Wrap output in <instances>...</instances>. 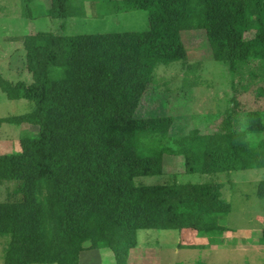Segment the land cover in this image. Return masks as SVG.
Instances as JSON below:
<instances>
[{"label": "trees", "instance_id": "1", "mask_svg": "<svg viewBox=\"0 0 264 264\" xmlns=\"http://www.w3.org/2000/svg\"><path fill=\"white\" fill-rule=\"evenodd\" d=\"M21 1L22 16L33 19V0ZM137 9L147 11L144 30L25 34L31 81L0 73L8 99L33 104L0 117V124L31 126L20 150L0 154V179L24 182L22 201L0 202V236H30L32 264H78L87 242L110 249L115 264H132L126 258L137 229L192 230L205 238L199 247L220 243L229 230L221 217L230 211L220 182L136 185L135 178L163 174L164 155L181 156L183 173L264 167V140L246 136L259 134L260 110L247 114V133L232 125L234 108L210 133L170 135L171 116H134L157 64L188 58L184 31L202 32L210 58L234 75L248 62L264 67V0H50L43 14L103 18ZM256 194L264 197V180Z\"/></svg>", "mask_w": 264, "mask_h": 264}, {"label": "rangeland", "instance_id": "2", "mask_svg": "<svg viewBox=\"0 0 264 264\" xmlns=\"http://www.w3.org/2000/svg\"><path fill=\"white\" fill-rule=\"evenodd\" d=\"M35 17L21 14V0H0V73L12 82L31 81L25 68L22 37L36 31H54L64 35L140 31L148 27L146 10L137 9L103 18H50L43 14L50 0H33ZM188 58L185 61L161 62L154 68L150 86L134 112L135 117L169 115L170 135H183L191 129L210 133L221 128L222 120L232 114L239 131L248 132L245 123L249 112L260 110L259 134L247 133L249 140H264V67L248 62L241 76L234 75L226 64L211 59L202 32L184 31ZM247 31L245 38H252ZM233 98L237 106L233 107ZM25 99H8L0 89V117L29 111ZM29 125L0 124V154L20 150L19 138ZM164 173L135 178L136 185L168 181L193 182L216 180L221 183L222 198L230 211L221 217L227 226L220 243L199 247L205 240L192 230L137 229V244L129 250L132 264H264V245L258 238L264 230V197H258V182L264 180V167L247 168L216 174L183 173L181 156H163ZM24 182L0 179V202L22 201ZM182 244V245H181ZM82 264H115L110 249L95 250L85 243ZM192 245V246H191ZM30 236H0V264H32L29 261ZM98 251V253H97Z\"/></svg>", "mask_w": 264, "mask_h": 264}, {"label": "crops", "instance_id": "3", "mask_svg": "<svg viewBox=\"0 0 264 264\" xmlns=\"http://www.w3.org/2000/svg\"><path fill=\"white\" fill-rule=\"evenodd\" d=\"M101 249H103V248H100V249H98V250H101ZM105 249V248H104ZM107 249V248H106ZM83 252V251H82ZM97 253H98V251H97ZM83 255L84 254H81L80 253V255H79V263L78 264H82V257H83Z\"/></svg>", "mask_w": 264, "mask_h": 264}]
</instances>
